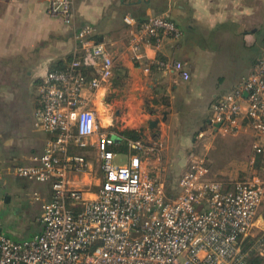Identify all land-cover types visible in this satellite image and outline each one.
I'll use <instances>...</instances> for the list:
<instances>
[{"label": "built area", "instance_id": "1", "mask_svg": "<svg viewBox=\"0 0 264 264\" xmlns=\"http://www.w3.org/2000/svg\"><path fill=\"white\" fill-rule=\"evenodd\" d=\"M46 12L74 23L73 0H47ZM125 21L136 25L130 43L137 54L183 35L167 13L141 24L130 15ZM75 38L72 58L49 69L40 83L34 126L50 134L43 151L29 164L4 168L0 162V203L6 175L49 185V192L29 195L42 206L41 229L30 239L15 240L0 227V264H249L254 253L264 256V232L255 230L264 170L216 177L207 156L192 153L170 188L149 175L144 141L124 136L131 155L118 163L117 133L104 129L90 107L114 75V57L93 24L80 27ZM158 62L183 80L191 77L181 60ZM209 124L224 135L251 130L256 152H264V51L219 98ZM94 172L97 184L85 181Z\"/></svg>", "mask_w": 264, "mask_h": 264}, {"label": "crops", "instance_id": "2", "mask_svg": "<svg viewBox=\"0 0 264 264\" xmlns=\"http://www.w3.org/2000/svg\"><path fill=\"white\" fill-rule=\"evenodd\" d=\"M46 2L0 0V94H33L30 131L38 145L37 148L26 147L23 151L11 152V156H6L11 159L10 166L29 164L34 155L43 151L50 134L34 126L40 83L49 69L72 58L77 44L75 32L84 24L96 26L98 40L114 57L113 77L98 90L90 104L98 118L100 111L105 122L109 116L110 124L120 115L119 108H116L118 104L115 106L119 94L125 114L132 104L142 102L141 107L144 108L148 93L162 88L169 96L167 104L170 106L162 104L154 111L161 112L159 119L164 126H171L173 121L180 123L181 114L196 103L203 112V121L209 123L213 106L219 98L253 66L250 68L249 62L236 74L232 67L236 53L256 48L257 53L252 56L255 64L264 51V32L260 30L258 35H250V24L261 16L258 9L264 0H73L75 18L71 25L48 15ZM163 13L170 14L182 30V37L178 40L165 38L159 46L144 47L139 54L135 53L130 38L136 25L130 26L125 17L130 15L141 24L149 16ZM252 35H261L262 42L258 44V37L255 39ZM162 59L170 62L181 60L191 73L190 79L183 80L176 70L161 66L158 61ZM136 95L139 97L135 99ZM156 118L154 113L152 120ZM149 121L146 119L138 126L144 134L150 133ZM103 128L113 131L111 126ZM123 133L117 134L123 136ZM147 143L150 144L149 141ZM128 152L130 157V150ZM3 158L0 153V162L5 168ZM5 178L1 195L3 199L5 195H11L12 199L3 200L0 210L5 208V204L12 203L14 195L9 190L35 183L10 175ZM40 188L49 192V185L41 184ZM263 211L264 203L257 218L261 227L264 225ZM36 223L35 233L41 229L39 217Z\"/></svg>", "mask_w": 264, "mask_h": 264}, {"label": "rangeland", "instance_id": "3", "mask_svg": "<svg viewBox=\"0 0 264 264\" xmlns=\"http://www.w3.org/2000/svg\"><path fill=\"white\" fill-rule=\"evenodd\" d=\"M261 16L257 17V22L250 24V35L254 33L258 35L259 31L264 32V2L261 3ZM255 29V32L252 30ZM257 38L258 44L262 41L260 36L252 35ZM256 48H250L248 51L239 50L236 53V61L234 60L232 67L237 74L250 63V68L254 65L252 58L255 55ZM117 82L119 80L117 79ZM119 93V92H118ZM115 101L116 108H119V114L116 120L110 124V118L105 122L100 111L99 119L101 126L118 132H135L144 140L146 148L142 153L143 162L147 167L149 175L163 179L170 188L179 180L180 176L186 170V163L190 154L206 155L209 165L216 177L226 179H237L253 174H263L264 156L258 154L254 148L253 132L243 129L234 134H221L216 132L208 122L203 121L202 111L197 107L199 105H190L189 110L181 114L180 123L172 122L171 126H164L161 118V112L156 113L154 110L160 105L170 106L167 104L169 96L166 95L164 88L148 93L145 97L144 108L142 102L136 105H129L124 114L121 95ZM139 96L136 95L135 99ZM33 94L23 92L18 95L0 94V153L4 156L5 168L10 167L11 159L6 156H11V152L18 151L24 148H37L34 143V135L30 131L32 123L31 102ZM121 105V106H120ZM101 108V107H100ZM114 107H112V113ZM157 114V118L152 120L153 114ZM152 114V116H151ZM146 115V116H145ZM150 119V133L144 134L138 126L144 120ZM125 121V123H124ZM124 123V125H123ZM133 127V128H131ZM156 127V130L155 128ZM29 130V132H28ZM44 132V131H41ZM114 141L117 144L121 143V137L118 134L113 135ZM150 142L148 144L147 142ZM114 150L118 153L116 161L124 163L129 158L128 150H123L118 146ZM93 155V154H92ZM94 159V158H93ZM99 173L94 172L88 180L93 184H97ZM41 183L35 182L28 186L14 187L11 191L13 196L12 203L5 204V208L0 210V226L4 234L15 240L30 239L35 234L36 222L41 215V203L34 201L29 195L30 192L39 191ZM16 197V199H15ZM21 204H19V202ZM33 202V203H32ZM258 226L255 230L264 232V225ZM259 264H264L262 258ZM255 261H258L257 259Z\"/></svg>", "mask_w": 264, "mask_h": 264}, {"label": "trees", "instance_id": "4", "mask_svg": "<svg viewBox=\"0 0 264 264\" xmlns=\"http://www.w3.org/2000/svg\"><path fill=\"white\" fill-rule=\"evenodd\" d=\"M256 63V62H255ZM124 137L128 138V139H133V140H137V139H140L141 136L135 132H129V133H126L124 132L122 134ZM118 146H120L121 149L123 150H130L129 146H128V142L126 140H124L123 142H121L120 144H117L115 147L117 148ZM263 214H264V211H263ZM264 217V216H263ZM258 254H253L249 260V264H259V262L261 261V258L257 257ZM258 260V261H255V260ZM260 260V261H259ZM264 260V258H262V261Z\"/></svg>", "mask_w": 264, "mask_h": 264}, {"label": "flooded vegetation", "instance_id": "5", "mask_svg": "<svg viewBox=\"0 0 264 264\" xmlns=\"http://www.w3.org/2000/svg\"><path fill=\"white\" fill-rule=\"evenodd\" d=\"M11 199H12V198H11V195H5V196H4V200H5V201H11Z\"/></svg>", "mask_w": 264, "mask_h": 264}, {"label": "water", "instance_id": "6", "mask_svg": "<svg viewBox=\"0 0 264 264\" xmlns=\"http://www.w3.org/2000/svg\"><path fill=\"white\" fill-rule=\"evenodd\" d=\"M220 125V123L216 124V126L218 127Z\"/></svg>", "mask_w": 264, "mask_h": 264}]
</instances>
